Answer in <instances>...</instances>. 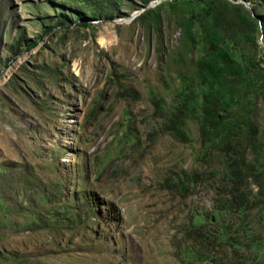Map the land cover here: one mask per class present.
<instances>
[{
    "label": "rangeland",
    "instance_id": "374dc122",
    "mask_svg": "<svg viewBox=\"0 0 264 264\" xmlns=\"http://www.w3.org/2000/svg\"><path fill=\"white\" fill-rule=\"evenodd\" d=\"M0 264H264V0H0Z\"/></svg>",
    "mask_w": 264,
    "mask_h": 264
},
{
    "label": "trees",
    "instance_id": "16d2710c",
    "mask_svg": "<svg viewBox=\"0 0 264 264\" xmlns=\"http://www.w3.org/2000/svg\"><path fill=\"white\" fill-rule=\"evenodd\" d=\"M237 204L240 205V207H245L244 201H240V204L239 203H237ZM235 207H237V206H235Z\"/></svg>",
    "mask_w": 264,
    "mask_h": 264
}]
</instances>
